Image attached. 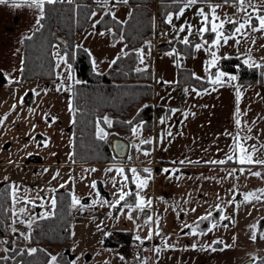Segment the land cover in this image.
Returning a JSON list of instances; mask_svg holds the SVG:
<instances>
[{"label": "rangeland", "instance_id": "1", "mask_svg": "<svg viewBox=\"0 0 264 264\" xmlns=\"http://www.w3.org/2000/svg\"><path fill=\"white\" fill-rule=\"evenodd\" d=\"M106 1L104 10H108L119 20L125 19L129 11L127 3L123 0ZM111 3L115 4L111 5ZM250 3L260 9L259 14L264 15V0H250ZM185 4L186 0L181 7ZM215 5L220 7L216 8L219 19L214 22L217 24L224 22L225 35L234 37L226 44L221 41L219 48H211L215 33L211 31L199 33V29L203 26V18L197 14L198 9L202 8L209 14L211 20L210 10ZM154 6L156 8V2ZM180 8L169 11L165 17L168 40L170 43L174 41L172 45L157 47L165 41L153 42L152 38V46L146 56V61L148 63L151 61L153 82L157 86L159 103L168 100V93L179 87L176 66L179 65V68L191 66L195 74L198 72L200 74L205 70V65L207 67L211 65L209 63L213 60L211 51L216 52V60L223 54L237 55L243 52L241 54L250 63L258 64L264 61V31L252 32L251 27L246 25L242 33L235 32V26L246 20L248 14L253 17V25L258 27V21L255 19L257 13L252 7H248L245 13L239 10L235 1L227 4L198 1L197 4L186 7L184 14L177 18ZM12 9L14 10L11 11V15L0 25V68H2L0 71V184H9L11 198V220L0 242V258L7 255L11 245L32 247L28 239L29 224L31 225L37 218L44 217L45 214L46 216L52 214L54 207L51 201L55 199V192L67 190L71 195L70 239L67 245H55L50 250L46 264H53L51 259L53 256L57 258L55 264H64L67 255H62L63 262H61L58 254L65 248L69 257L65 264H213L209 262L212 261L211 259L208 261V255L193 259L183 255L182 245L192 241L208 244L214 234L204 233L203 238L199 239V237L182 236L177 232L178 216L183 210L179 207L181 197L178 193L170 191L173 195L169 194V180L176 177L167 176L168 172L163 170L170 167L161 165L160 158L167 156V149L163 147L160 137L144 129L140 122L133 125L128 136L118 129L113 131L128 140V160L73 161L71 92L72 85L76 81L73 67L61 52L60 44L54 42L52 55L55 61V78L21 79L24 37L36 28L40 17L34 7L21 6ZM24 11L26 17L22 13ZM100 14L98 10L93 11L85 29L76 34L75 42L87 47L94 70L105 71L110 67L111 60L123 51V44L120 39L112 40L111 27L96 29V21ZM169 15L172 16L171 24L168 23ZM229 20L237 22L236 25L229 23ZM228 24H232L233 29L227 32L225 27ZM187 25L192 26L191 35ZM181 26H185L184 32L177 31ZM186 36L189 42L193 41L191 54L177 47V42H182ZM205 40L208 44L197 50L195 44H203ZM237 40L239 43L236 42ZM61 57L67 63L61 60ZM213 69L209 70V77L212 76ZM201 74L204 75L205 72ZM98 127L103 128L108 135L112 133L104 127ZM143 141H153L152 148L144 147ZM45 143L47 147L44 146ZM167 146L173 162H178L175 145ZM136 164L140 165L136 166ZM121 168L124 169L123 174L118 171ZM133 168L137 170L140 179H147V187L143 189L137 187L130 171ZM146 168L150 173L143 171ZM107 169L112 171H106ZM244 171L246 173L237 178L234 191L230 193L231 189H229L228 199L219 203L224 206L225 211L231 216L233 226L235 225V234H231L233 227H229L227 234L229 240L232 238V241L236 242L235 258H238L236 264L247 258H255L258 261L259 257H264V192L260 191L264 190V168H250ZM256 172L260 175H253ZM125 176L128 177L127 180ZM93 182L95 187L92 186ZM121 190L132 195L126 196L124 201L117 204ZM136 193H139L145 201L143 209L135 207L138 202ZM248 193H254L258 198L246 200L245 195ZM199 194L201 192L193 193L191 201L202 202ZM170 195L172 201L167 200V196ZM73 197L79 199L80 204L73 205ZM147 201H151V204L149 205ZM21 209L24 211L21 212ZM163 222H166L168 226L166 228L171 229L175 234L166 235L165 230L161 233ZM127 235L135 239L141 247L137 258L130 257L124 251ZM226 238L218 235L215 240L227 244ZM3 264L8 263L4 261Z\"/></svg>", "mask_w": 264, "mask_h": 264}, {"label": "trees", "instance_id": "2", "mask_svg": "<svg viewBox=\"0 0 264 264\" xmlns=\"http://www.w3.org/2000/svg\"><path fill=\"white\" fill-rule=\"evenodd\" d=\"M183 2L184 0H127L129 11L124 20H119L108 10H104L100 0H57L56 3L44 4L38 25L31 34L24 37L20 77L27 80L54 79L55 61L52 47L54 42L60 44L61 52L72 65L76 76L71 92L73 161H120L110 150L109 136L115 133L114 129L128 136L133 125L141 122L144 129L150 130L154 120L168 114L169 107L154 105L152 102L154 82L150 62L142 67H138V63L146 59L152 46L155 17L159 23L165 24L167 13L180 8ZM95 10L101 11L96 21V29L111 27L112 40L120 38L123 44V51L114 57L112 61L115 63L111 61L110 67L105 71L94 70L88 50L75 42L76 34L86 27ZM57 37L63 38V42ZM173 42L163 47H169ZM192 42L187 45L177 42V47L191 54ZM217 66L234 72L238 81L243 84H257L264 78V63L247 64L240 55L222 56L217 60ZM177 81L198 88H204L210 83L208 79L196 77L188 67L178 69ZM104 117L111 121V126L104 123ZM98 126L112 133L101 140L96 133ZM54 200L56 204L52 214L46 218H37L29 228L28 239L32 247L11 245L7 255L0 258V264L4 261L8 264H46L49 252L55 245H67L71 232V195L67 190H57ZM10 203L9 184L2 183L0 242L11 220ZM213 215L215 213L211 216ZM33 248L37 251L30 254L29 250ZM62 255H67V262V248L58 254L61 262ZM257 263H264V257L252 262Z\"/></svg>", "mask_w": 264, "mask_h": 264}, {"label": "crops", "instance_id": "3", "mask_svg": "<svg viewBox=\"0 0 264 264\" xmlns=\"http://www.w3.org/2000/svg\"><path fill=\"white\" fill-rule=\"evenodd\" d=\"M100 1L103 8H105L104 4L107 1ZM44 4L42 10L34 7L37 9L36 14L39 17L43 12ZM114 4L111 3V5ZM12 8L15 7L11 3L0 4V25L11 15V11L14 10ZM28 11L26 12L28 13ZM26 12L22 13L25 14ZM157 24L158 21L155 17L154 26ZM232 29V24L225 27L227 32ZM85 48L87 49V47ZM241 53L243 52H239L237 56L240 55L244 62L247 61ZM230 55L235 54H223L219 57ZM247 64L253 63L247 61ZM176 67L178 70L180 66ZM186 67L190 68L196 77L208 79L210 83L204 88H198L188 83H179L177 89H173L168 93V100H163L161 103L157 101V86L154 83L152 102L154 105L161 104L169 107V111L167 115L153 121V128L150 129V132L159 136L163 147L167 149V156L160 158L161 165L168 166L171 169H169L167 176L176 177L169 180V192L176 191L182 201L179 202V207L180 210L182 208L183 213L178 216L179 228L177 232L182 236L199 237V239L203 238L204 233L206 235L214 234L208 244L192 241L182 245L183 255L188 259L208 255V261L211 259L212 261L209 262L213 264H236L238 262V258H235L236 242L232 241V238L229 240L227 234L229 227H233L231 234H235V225L233 226L231 216L225 211L224 206L219 203L228 199L229 189L232 193L237 178L246 173L245 169L264 168V164L255 163L258 159L264 160V78L257 84H243L238 79L231 80L229 77L236 76V74L218 68L217 60L215 65L208 67L205 65V70L201 71V73L205 72L204 75L199 74V72L195 74L191 66ZM212 68H214L212 76L209 77V70ZM0 71H2V68H0ZM219 73L225 74L221 77V83L213 84L211 81ZM237 93H239V99ZM173 109L176 111L173 112ZM237 110H239L238 116ZM237 119L240 121L239 125L236 123ZM234 137L239 138L244 147L248 149L253 158V163L241 164L238 162L239 150H236L235 155L233 154L235 149ZM152 143L153 141L143 143V146L152 148ZM166 143L167 145H175L174 149L176 155H178V162H173V158L169 155V147L165 145ZM254 148L255 150H253ZM228 156L233 157L231 161L227 160ZM219 160H225L226 163H208ZM180 161H183V163H180ZM139 165L136 164V166ZM241 170L243 171L240 173ZM230 172L233 174L229 175ZM195 192H201L199 196L202 198V202L191 201ZM169 194L173 195L171 192ZM171 195L167 196V200L171 197V200L168 201L173 200ZM216 205L220 206L219 209L215 207ZM192 209H195V211H192ZM209 212L215 213V215L210 216L205 221L199 220L200 217L207 215ZM144 215H146V212ZM221 216H225L227 219L221 220ZM185 224L196 227V234H192L190 228L184 227ZM212 224H216L217 227L209 231ZM219 224L220 226H218ZM162 226L163 228L160 227L161 233L165 230L166 235L175 234L174 231L166 228L168 227L166 222H163ZM155 231L156 228L154 227V233ZM218 235L226 236L225 241L227 244L221 240H215ZM129 238L130 236L127 235L126 241ZM123 241L125 240L123 239Z\"/></svg>", "mask_w": 264, "mask_h": 264}, {"label": "snow or ice", "instance_id": "4", "mask_svg": "<svg viewBox=\"0 0 264 264\" xmlns=\"http://www.w3.org/2000/svg\"><path fill=\"white\" fill-rule=\"evenodd\" d=\"M47 2L49 4H52V3H56L57 0H0V4H9L11 3L14 7H21L22 5H27L29 7H37V8H40L42 10V5ZM124 3H127V0H123ZM205 2H207V0H205ZM198 3V0H186V4L180 8L179 10V14L177 16V18H179V16H182L184 14V9L186 7H191L192 5H195ZM224 3L227 4L229 3V0H224ZM235 3L239 6V10L240 11H243L245 13H247V8L248 7H252L253 8V11H255L257 13V16L255 17V19L258 21V27L253 25L252 21H253V17L251 14H248L247 15V19L244 20L242 23H239L238 26H235V32L236 33H242V30L245 28V26H249L251 27V30L252 32H257V31H264V15L262 14H259L260 13V9L257 8L256 6L254 5H251L250 3V0H235ZM220 7V5H215L214 7L211 8L210 10V14H211V20L209 19V14L208 13H205L204 10L201 8V9H198V15L201 16L203 18L202 20V27L199 29V33H204V32H208V31H211L212 33H215V39L212 41L211 43V48H219L221 46V41H223V43H227L228 40L230 38H234V37H230L228 35H225V32H224V22H221L220 24H217L215 23L214 21L218 20L219 19V16L216 15V8ZM229 23H232L233 25H236L237 22H234V21H231L229 20L228 21ZM37 23H39V20L37 21ZM168 23L171 24L172 23V16L169 15L168 16ZM209 25H210V28H209ZM191 25H187V29L189 31V34L191 35L192 32H191ZM178 32H184L185 31V26H181L179 29H177ZM184 44H189V39L188 37L186 36L183 41H182ZM237 43H239V40L236 41ZM204 44H208V41L205 40L203 42V44H200V43H197L195 44V48L197 50L201 49ZM171 54V53H170ZM213 57V60L210 61L209 63L211 65H215L216 63V52L215 51H211L210 53ZM59 55V54H57ZM61 60H64L63 57H61ZM65 63H67L66 60H64ZM141 62H143V60H141ZM112 63H115V61H112ZM245 63H247V61H245ZM71 66L69 65V68ZM257 67H259L257 65ZM139 71V69H137ZM225 74L224 73H219L215 79H213L211 82L213 84H217V83H221V77L224 76ZM229 79L231 80H235L237 79V77L235 75L229 77ZM11 82V81H10ZM33 92H35V90H33ZM38 94V93H36ZM237 97L239 99V93H237ZM21 102H23V99L21 100ZM15 107V105L13 106ZM71 111V107L69 109ZM173 112L176 111V110H172ZM239 115V110H237V116ZM6 118V117H5ZM55 118H53V121H54ZM103 121L105 124H108L109 126H111V121H109V119L107 117H104L103 118ZM237 125L240 124V121L239 119H237L236 121ZM250 130V129H249ZM97 135H98V138L103 140L107 137L108 133H106L104 131L103 128H100L98 127L97 128ZM170 135V133H169ZM234 140H235V149H234V152L233 154L235 155V152L236 150H239V153H240V156H239V160L238 162L241 163V164H245V163H253V158L252 156L249 154L248 152V149H246L244 147V145L240 142V139L237 138V137H234ZM144 143H150V141H143ZM45 147H47V143H45L44 145ZM255 150V148L253 149ZM148 153H145V155H147ZM232 156H228L227 157V160L228 161H231L232 160ZM180 163H183V161H180ZM208 163H214V164H224L226 163L225 160H219V161H210ZM255 163H258V164H264V160H256ZM91 171H96V169H91ZM106 171H112V169H107ZM121 174H123L124 172V169H119L118 170ZM131 173L133 174V177L135 179V182L137 184V187L139 189H143L145 187H147V179H140V177L137 175V170L135 168L131 169L130 170ZM143 171L145 173H150V170L149 169H143ZM163 171L165 172H168L169 169H164ZM59 173H57L58 175ZM233 173H229V175H232ZM253 175H256V176H259L260 173L256 172V173H253ZM53 179H55V177H53ZM128 177L125 176V180H127ZM93 187H95V182H93ZM61 187H63V185H61ZM261 192H264V190H260ZM128 195H132V193H129V192H124L123 190L120 191L119 193V199L116 201L117 204L120 203V201H124L125 200V197L128 196ZM135 197H136V200L138 201L135 205L136 208H139V209H143V207L145 206V201L143 200L142 197L139 196V193H136L135 194ZM250 198H258L255 196L254 193H248L245 195V199L248 200ZM73 205H78L80 204V201L79 199L73 197ZM231 202V201H230ZM52 203V206L55 207V204H56V201L55 200H52L51 201ZM147 203L150 205L151 204V201H147ZM126 207H131L130 205H125ZM217 209H219V205H216L215 206ZM24 209H21V212H23ZM192 211H195V209H192ZM46 215L44 217H41V218H46ZM212 215L211 212H209L207 215L205 216H202L199 218L200 221H205V220H208L209 217ZM129 218H131V216H129ZM149 219H151L149 217ZM221 220H224V219H227V217L225 216H221L220 217ZM29 226H31L29 224ZM198 226V224H197ZM184 227L186 228H190L192 234H196V227H192L191 225H187L185 224ZM217 227L216 224H212L211 225V228H209V231H211L212 228H215ZM157 235H159V232L157 231ZM149 239L151 238L150 236L148 237ZM137 239H139V237H137ZM253 239H255V236H253ZM195 247V245H194ZM37 250L36 249H30L29 252L30 254L31 253H34L36 252ZM52 262L53 264H55V261H56V257L53 256L52 258Z\"/></svg>", "mask_w": 264, "mask_h": 264}, {"label": "water", "instance_id": "5", "mask_svg": "<svg viewBox=\"0 0 264 264\" xmlns=\"http://www.w3.org/2000/svg\"><path fill=\"white\" fill-rule=\"evenodd\" d=\"M57 39L63 42V38L57 37ZM109 144H110L111 153L115 158L121 159L123 161L127 159V155L129 151V142L125 137L116 133L111 134L109 136ZM252 262H253V258H248L242 261L240 264H252Z\"/></svg>", "mask_w": 264, "mask_h": 264}, {"label": "built area", "instance_id": "6", "mask_svg": "<svg viewBox=\"0 0 264 264\" xmlns=\"http://www.w3.org/2000/svg\"><path fill=\"white\" fill-rule=\"evenodd\" d=\"M167 26L166 25H157L154 31V40L155 41H168V35L166 32ZM171 200V198H169ZM127 248L130 250L128 251V255L132 258L137 256V250L139 249L138 244L135 241L129 240L127 242Z\"/></svg>", "mask_w": 264, "mask_h": 264}]
</instances>
